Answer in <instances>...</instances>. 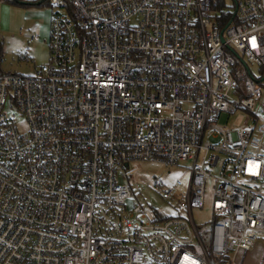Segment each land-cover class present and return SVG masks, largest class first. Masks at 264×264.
<instances>
[{
	"label": "built area",
	"instance_id": "1",
	"mask_svg": "<svg viewBox=\"0 0 264 264\" xmlns=\"http://www.w3.org/2000/svg\"><path fill=\"white\" fill-rule=\"evenodd\" d=\"M46 1L49 63L0 73V264L237 263L264 236V0ZM138 162L190 165L155 185L174 216L120 182Z\"/></svg>",
	"mask_w": 264,
	"mask_h": 264
},
{
	"label": "rangeland",
	"instance_id": "2",
	"mask_svg": "<svg viewBox=\"0 0 264 264\" xmlns=\"http://www.w3.org/2000/svg\"><path fill=\"white\" fill-rule=\"evenodd\" d=\"M23 4H13L0 0V73L33 75L35 70L49 63V31L51 20L57 11L51 4L38 5V0H17ZM232 7L233 0H225ZM25 3V4H24ZM36 36V39L33 37ZM23 56H27L26 60ZM255 76L261 69L251 65ZM264 84V83H263ZM264 117V114H260ZM247 112L239 111L234 115H225L220 124L232 127L234 130L242 129L246 125ZM18 123L24 126L23 119ZM189 164L181 168H168L160 163L138 162L132 163L126 171L129 181L121 180L122 184L130 182L131 188L138 197V201L145 207L163 214L174 216L175 210L156 190V183L161 182L166 187H171L179 180L183 188H187L190 180ZM214 175H219L215 169ZM213 181H209L206 191V201L203 209H194L193 217L198 226L203 227L207 233L212 225L211 196ZM229 258V257H228ZM264 259V236H261L255 246L246 254L239 257L235 264H261ZM223 264H230L226 260Z\"/></svg>",
	"mask_w": 264,
	"mask_h": 264
},
{
	"label": "crops",
	"instance_id": "3",
	"mask_svg": "<svg viewBox=\"0 0 264 264\" xmlns=\"http://www.w3.org/2000/svg\"><path fill=\"white\" fill-rule=\"evenodd\" d=\"M38 2H39V3H38L39 6L42 5V4H44V3H45V4L47 3L46 0H38ZM18 3H20V2H18ZM18 3H17V4H18ZM20 4H22V3H20ZM51 21H52V20H51ZM50 29H51V25H50ZM49 35H50V31H49ZM48 39H49V37H48Z\"/></svg>",
	"mask_w": 264,
	"mask_h": 264
},
{
	"label": "trees",
	"instance_id": "4",
	"mask_svg": "<svg viewBox=\"0 0 264 264\" xmlns=\"http://www.w3.org/2000/svg\"><path fill=\"white\" fill-rule=\"evenodd\" d=\"M3 1L11 2V3H13V4H17V3H18L17 0H3Z\"/></svg>",
	"mask_w": 264,
	"mask_h": 264
},
{
	"label": "water",
	"instance_id": "5",
	"mask_svg": "<svg viewBox=\"0 0 264 264\" xmlns=\"http://www.w3.org/2000/svg\"><path fill=\"white\" fill-rule=\"evenodd\" d=\"M20 3H22L23 4V2H20ZM25 4V3H24Z\"/></svg>",
	"mask_w": 264,
	"mask_h": 264
}]
</instances>
